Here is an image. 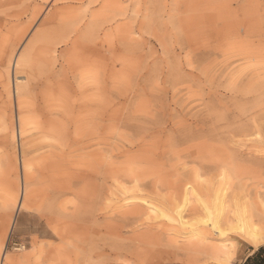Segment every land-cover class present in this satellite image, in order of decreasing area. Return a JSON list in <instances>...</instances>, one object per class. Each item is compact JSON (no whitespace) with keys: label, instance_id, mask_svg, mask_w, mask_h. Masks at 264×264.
Instances as JSON below:
<instances>
[{"label":"rangeland","instance_id":"1","mask_svg":"<svg viewBox=\"0 0 264 264\" xmlns=\"http://www.w3.org/2000/svg\"><path fill=\"white\" fill-rule=\"evenodd\" d=\"M257 209L264 0H0V264H245Z\"/></svg>","mask_w":264,"mask_h":264},{"label":"bare ground","instance_id":"2","mask_svg":"<svg viewBox=\"0 0 264 264\" xmlns=\"http://www.w3.org/2000/svg\"><path fill=\"white\" fill-rule=\"evenodd\" d=\"M104 8H105V6H104ZM105 10H108V8L104 9L103 11H105ZM101 16H103V14ZM68 17H62L61 15L60 16H52L50 19L46 20L44 22V24L54 22L57 19H58V21H67L69 19ZM104 18H105V15H104ZM93 25H95V24H93ZM95 27H97V26H95ZM93 29H91V31H93ZM91 34H92V32L90 33V35ZM46 35H47L46 31H41L40 33H38L36 35V37H34V39L31 42L28 43L24 53H22L21 51L17 52V54L14 58V63L17 66V68H18V66H20V67H24V69H26V67H28V66L31 68L34 66L33 63L36 61V59H39L38 56H40V55H38L39 51H40V47L38 46L39 42L42 39H44ZM7 54H8V52H7ZM41 55H43V54L41 53ZM6 62H7V60H6ZM2 64H4V63H2ZM19 89L21 90L22 88L19 87ZM187 195L189 196V193ZM25 198H26V190L24 187H22L20 189L19 195L15 194L12 196V201L14 202L16 210H19L23 206V202H24ZM248 213H250V212H248ZM248 213L246 214V212H245L244 214L236 215L238 227L234 226L232 229L235 231H239V233H241L240 237H242L246 242H249L250 244H252L255 247H259L264 241V211L262 209H257L255 211H252L249 215H248ZM232 219L233 218H231L229 215H226L224 220L226 223H230L232 221ZM1 264H4V262H2Z\"/></svg>","mask_w":264,"mask_h":264},{"label":"trees","instance_id":"3","mask_svg":"<svg viewBox=\"0 0 264 264\" xmlns=\"http://www.w3.org/2000/svg\"><path fill=\"white\" fill-rule=\"evenodd\" d=\"M245 264H264V246L260 247L254 255L249 257Z\"/></svg>","mask_w":264,"mask_h":264},{"label":"crops","instance_id":"4","mask_svg":"<svg viewBox=\"0 0 264 264\" xmlns=\"http://www.w3.org/2000/svg\"><path fill=\"white\" fill-rule=\"evenodd\" d=\"M36 37V36H35ZM34 39V38H33ZM257 250H250L249 253L247 254L246 258H245V261L251 257L252 255H254V253L256 252Z\"/></svg>","mask_w":264,"mask_h":264}]
</instances>
